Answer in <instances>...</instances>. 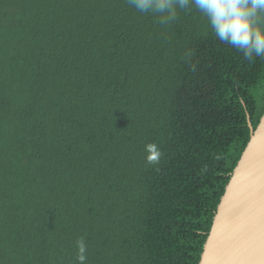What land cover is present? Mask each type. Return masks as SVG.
Listing matches in <instances>:
<instances>
[{
  "label": "trees",
  "instance_id": "1",
  "mask_svg": "<svg viewBox=\"0 0 264 264\" xmlns=\"http://www.w3.org/2000/svg\"><path fill=\"white\" fill-rule=\"evenodd\" d=\"M158 20L0 0V264H79L81 240L84 264L200 263L264 114V60L195 10Z\"/></svg>",
  "mask_w": 264,
  "mask_h": 264
},
{
  "label": "clouds",
  "instance_id": "2",
  "mask_svg": "<svg viewBox=\"0 0 264 264\" xmlns=\"http://www.w3.org/2000/svg\"><path fill=\"white\" fill-rule=\"evenodd\" d=\"M141 13L158 16L162 25L177 21L181 12L195 10L206 20L207 26L223 44L241 53L245 60H264V0H127ZM188 55H191L189 53ZM194 70V66H193ZM146 160L157 162L160 156L154 143L145 146ZM79 264H84L85 246L78 242Z\"/></svg>",
  "mask_w": 264,
  "mask_h": 264
},
{
  "label": "water",
  "instance_id": "3",
  "mask_svg": "<svg viewBox=\"0 0 264 264\" xmlns=\"http://www.w3.org/2000/svg\"><path fill=\"white\" fill-rule=\"evenodd\" d=\"M263 142H264V114L261 117L259 125L257 126L256 130L252 132L249 143L247 144L244 152L242 153L241 158L235 170L233 171L230 181L227 187L225 188V193L221 198V201L217 207L216 215L214 217L211 230L205 242L199 264H240L236 261V258L237 257L240 258L241 256L247 258L248 260L244 264H260L261 261L262 263L264 262V224L261 223V222L264 223V190L261 192L263 193L262 194L263 196L259 192L257 191L255 192V194L257 195V203L258 202L261 203L259 204V208H254L259 210L260 218H261L260 221L256 220L257 222H259L256 231H250L248 235V239L241 240L240 243L236 246H224L218 249V251L216 250L214 252H211L210 250L211 248L207 250V246L212 238V234L214 233L215 229L217 230L219 227H221L220 225L222 219L221 215L223 214V211H226L227 214L230 213V215H234V213H232L234 211L236 212L239 211V213L242 211L241 216L243 220L240 222V227H243L244 222L247 223L251 222V225L254 226L255 223L250 221L253 219V217L250 214L251 209L246 207L243 210H238V209L236 210L235 209L236 207L233 206L232 201L236 196L235 193H233L235 190V186H237L238 182L240 181V180L237 181L236 177L240 174L241 171L247 172L249 170L252 162H254L253 157L255 155V152L257 151V148L259 146H262L264 144ZM262 148L264 147L262 146ZM234 179L236 180L235 183L236 185L234 186V190L231 193V190L229 191V189L231 184L235 182ZM257 186L258 187L260 186V188L263 187L264 189V167L262 168L261 173L259 174V180ZM230 201L232 202L231 205L229 204ZM239 213L237 214L235 213V214L239 215ZM254 246L259 250L256 251L254 254H252L253 250H256ZM215 252H218V254L219 253L220 254L218 255ZM221 257L224 258L223 261L222 259H220Z\"/></svg>",
  "mask_w": 264,
  "mask_h": 264
},
{
  "label": "bare ground",
  "instance_id": "4",
  "mask_svg": "<svg viewBox=\"0 0 264 264\" xmlns=\"http://www.w3.org/2000/svg\"><path fill=\"white\" fill-rule=\"evenodd\" d=\"M262 146L264 147V144ZM262 146H259L257 148V151L255 152V155L253 157L254 162H252L249 170L247 172L241 171L240 174L236 177L237 181L240 180L237 186H235L236 180L234 179L235 182L231 184L230 189L228 188L232 193L235 186V190L233 193H235L236 196L232 202L233 206L236 207V210H243L246 207L251 209L250 214L253 219L249 220L255 223L254 226L251 225V222H244L243 227H240V222L243 220L241 216L242 211L240 213L239 211L232 212L234 213V215H230V213L227 214L226 211H223V214L221 215V227H219L217 230L215 229L214 233L212 234V238L207 246V250L211 248V252H214L216 250L218 251V249L224 246H236L240 243L241 240L248 239L250 231H256V229L258 228L259 222L257 221H260L261 218L259 210L254 208H259V204H261L259 202L257 203V195L255 194V192L257 191L262 195L263 193L261 192L264 190L263 187L260 188V186H257L259 174L264 167V148H262ZM232 202L230 201L229 204L231 205ZM235 213H239V215H236ZM261 223L264 224L263 222ZM255 249L256 250H253L252 254L259 250L256 247ZM215 253L218 254V252ZM220 259H222L223 261L224 258L221 257ZM236 261L240 264H244L248 260L247 258L241 256L240 258L237 257ZM260 264H264V262L262 263L261 261Z\"/></svg>",
  "mask_w": 264,
  "mask_h": 264
}]
</instances>
